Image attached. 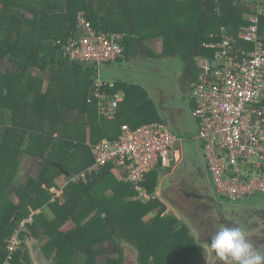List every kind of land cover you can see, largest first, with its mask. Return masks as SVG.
Wrapping results in <instances>:
<instances>
[{"label":"trees","instance_id":"1","mask_svg":"<svg viewBox=\"0 0 264 264\" xmlns=\"http://www.w3.org/2000/svg\"><path fill=\"white\" fill-rule=\"evenodd\" d=\"M190 2L195 15L189 17L185 29L188 34L185 32V35L191 36L192 40L185 48L169 52L164 46L172 25L170 19L167 22L163 18L180 15L185 10L180 8L184 3L182 0H0V64L3 60L13 63L9 71L0 68V264L6 259L9 236L23 221L26 231L19 233L20 247L8 264H32L24 243L27 230L35 237L40 236L39 232L49 237L42 249L45 253L47 251L46 254L48 250H56V264H75V256L72 260L60 255V246L64 244L66 247L80 230L86 233V236L83 234V244L88 247L106 242L112 245L109 250L116 252V258L103 254L107 264L123 263L122 242L136 248L138 264H200L204 261V250L193 241L187 227L177 225L178 220L173 214H163L165 205L157 197L150 202H142L136 198L138 192L133 184L112 179L109 173L111 164L86 176L85 180L69 179L68 175L75 172L74 176H77L92 164V155L88 153L84 140L80 143L64 134L69 127L80 128L81 124H88L89 141L93 143L105 137L115 138L123 123L121 121H128L129 126L135 127L160 120L154 111L155 120H130L129 115L137 116L140 107L149 110L152 106L155 110L146 92L138 99L137 94L134 103L128 104L129 99H134L136 87L142 89L137 83L118 80L108 86L107 82L105 91L109 95L120 89L124 91L112 120L99 114L95 99L87 103L86 97L100 67L70 60L63 55V44L76 31L79 12L84 13L96 30L124 33L122 45L128 37L139 45L145 38L164 37L160 52L144 47L146 54L155 60L166 56L179 58L183 63L182 82L191 86L198 75L195 56L211 52L202 44L217 39L221 26L228 34L236 35L238 28L246 24V4L234 3L233 0ZM110 13H115L116 27L110 25L112 20L107 17ZM188 15L189 12L185 14L186 21ZM179 20L178 16L176 22ZM259 31L264 35V17ZM57 40L60 43H56ZM123 53H126L124 48ZM44 72H49L45 90L42 89L41 76ZM68 110L85 113L86 122L68 120ZM124 110L128 115L123 113ZM23 154L40 158L45 165L36 179H29L13 190V179ZM62 159L70 165L63 166ZM154 171L140 182L148 193H154ZM93 180L100 187L113 185L116 192L112 190L107 200L99 199ZM53 186L64 191V201L53 197L54 193L50 192ZM13 191L18 196L17 203L11 200ZM43 207L53 212L51 221L46 219V212L41 210ZM148 213L153 214L152 218L143 221V216ZM68 219L72 220L75 228L63 235L59 228ZM159 246L163 250L158 253L155 248ZM182 248L183 254L177 256ZM101 251H92L88 256L84 254L88 261L94 259L93 253ZM164 251H168L170 256L164 257Z\"/></svg>","mask_w":264,"mask_h":264},{"label":"built area","instance_id":"2","mask_svg":"<svg viewBox=\"0 0 264 264\" xmlns=\"http://www.w3.org/2000/svg\"><path fill=\"white\" fill-rule=\"evenodd\" d=\"M233 2L246 4V24L236 35L221 26L217 39L202 44L211 52L195 56L198 75L191 83L194 138L213 191L227 201L264 195V35L259 31L264 0ZM77 20L76 31L63 44L64 57L100 67L123 56L124 33L96 30L82 11ZM106 84L97 75L88 101L95 99L99 114L114 119L123 94L109 95ZM176 141L164 121L135 127L122 124L115 138L90 144L92 164L71 179L85 180L104 165L113 164L121 178L135 186L136 198L150 202L157 195L148 193L140 182L153 170L177 164L180 156H176ZM22 231H26L24 221L7 240L3 264H8L20 247Z\"/></svg>","mask_w":264,"mask_h":264},{"label":"rangeland","instance_id":"3","mask_svg":"<svg viewBox=\"0 0 264 264\" xmlns=\"http://www.w3.org/2000/svg\"><path fill=\"white\" fill-rule=\"evenodd\" d=\"M182 1L184 3L180 8L185 10L180 12V15L178 13L174 17L170 18L167 16L163 18L166 19L167 22L170 19L172 28H174V31H172L171 28V33L168 36L166 45L164 46L162 42L159 47L152 46V48H158L160 49L159 51H161L162 46H164L166 47V50L170 52L185 48L191 42L192 37H187L185 35V29L189 24V17H193L195 15V12H193L195 9L191 8L190 0ZM188 12L189 15L186 21L185 14ZM25 15L27 17L29 16L28 13H25ZM178 16L180 20L176 22ZM107 17L109 20H112V22L110 21V25L116 27L118 22L115 19V13H110ZM163 39L164 37L160 36V40L163 41ZM145 40L147 39L145 38L143 41ZM134 42H132L133 46H135ZM129 45H131V43ZM132 49L134 53L130 54L132 55L131 58L123 59L120 64L100 67L99 75L100 78L106 82L114 80L127 81V79H129L133 81V83L135 82L140 84L142 89L136 87L134 99H129L128 104L134 103L137 94L138 99L143 93H147L148 100L151 101L155 110L152 109V106H149V110L145 107H140L137 116L133 117L132 114L129 115L130 120H155L154 118L156 115L154 112H156L165 122L170 123V129L177 137H182V140L175 143L174 146L175 148L180 147L181 149L182 157L180 162L173 169L172 167H167L162 170L171 171V174L167 176L163 182L165 186H168L165 189L166 192H176V198H174L173 194L170 195V198L173 203H175V205L183 211V217L181 216V220L183 222H188L195 228H198L194 230V233L200 232L201 234L203 233L205 237L210 238V236L213 235L220 227L224 226L222 221L219 220L221 216L229 218L231 217L233 211L238 216L244 217L241 215L244 211L235 207L237 206L236 204L244 206L249 200H255L257 203L254 206L255 209L264 208V195L256 194L249 198L229 201L228 203L222 198H219L214 191L210 190L208 178L199 155V144L197 140L194 139V135L196 133V123L188 104L189 98L191 99V86L189 85V87L187 85L184 89V93H181L179 88V76L183 71L182 61L174 56H166L155 60L151 59L150 56L146 54L144 47H134ZM133 57L134 59H132ZM140 57H147L149 60L145 61V63L141 66ZM8 66H13V63L11 62ZM59 83L60 82H56V84ZM45 84H47V82H45ZM119 84H121V82H119ZM153 87L158 88L157 92L154 91ZM60 88L62 87H59V89ZM45 89L46 88H44V90ZM117 93L124 94V91L120 89ZM88 99H90L89 95L86 97V101L87 103H90L88 102ZM154 100L156 103L158 102V106L154 103ZM123 113L128 115L126 110H124ZM80 126V128L69 127L64 134L68 137L76 138V141L82 143V140L89 139L90 132L87 129L89 128L88 124H81ZM62 164L65 167L70 165L68 161L64 162L63 159ZM157 174L158 177L162 176V172H158ZM104 186L100 187V189L96 191L97 197L101 200H107V197H111V189ZM12 198L14 202L19 201L17 194H13ZM145 216L148 217V220L149 218H152L151 213ZM146 218L144 217L142 220L147 221ZM177 224L181 226L179 222H177ZM80 231L81 232L78 233V236L66 247L64 244L60 246V255L67 257V259L71 258L74 260V254L76 253L80 254L83 252L88 256L92 251H95L92 247H88V245L83 244V241H85L84 235L86 236V233L82 230ZM102 242H104V240ZM121 247L123 248L124 254L122 264H138V253L136 248L126 242H122ZM157 249L159 253L162 252L163 247L159 246V248H155V250ZM183 252V248L179 249L177 256H181ZM163 255L164 257H169L170 253L168 251H164ZM206 258L208 259V255Z\"/></svg>","mask_w":264,"mask_h":264},{"label":"crops","instance_id":"4","mask_svg":"<svg viewBox=\"0 0 264 264\" xmlns=\"http://www.w3.org/2000/svg\"><path fill=\"white\" fill-rule=\"evenodd\" d=\"M132 42H134L133 38L132 37H128V40H126L124 45H123L124 52H126V53H124L125 54L124 57L121 58L120 60H117V61L109 64V65L120 64L123 59L131 58L132 55H130V54H133L134 51H132V52H130V51L133 50L132 48H134V47H141V48L142 47H145V48L147 47V48H150L151 50H153L155 52H160L159 51L160 49L152 48V46L159 47V45L163 41L160 40V37H157V38L147 39V40L143 41L141 45H139V43H136V41H135L134 42L135 46H133ZM130 43H131V45H129ZM134 57H136V56H134ZM10 63H11L10 61H4L3 60L1 62V64H0V68L3 71H9V70H11L13 68V66H11V67L8 66ZM41 76L43 78V87L46 88L45 86H47V84H48L49 72H44L43 74H41ZM115 81H118V80H114V81H110V82L114 83ZM119 81H124V80H119ZM45 82H47V84H45ZM110 82H108V83H110ZM125 82L133 83V81H131L129 79H127V81H125ZM43 87H42V89L44 90ZM154 103L158 106V102L156 103L155 100H154ZM159 117H160L159 121H164L161 118V116H159ZM66 118L68 120H72V121H74L75 119H78V120H81L82 122H86L87 115L85 113H82V112L77 111V110H74V111L73 110H70V111L68 110L67 113H66ZM109 120H112V119H109ZM121 123L122 124H129L128 121H121ZM167 124L170 126V123H167ZM119 132H120V128H118L116 134L118 135ZM175 137L177 139L176 143L182 140V137H177L176 135H175ZM84 144H87V147L90 148V144H92V142H90L89 139H84ZM176 148H177L176 156H178V153H179L180 160H181V157H182L181 149H180V147H176ZM89 152H90V149L88 150V153ZM180 160L177 162V164L180 162ZM177 164H175L173 166V168ZM44 165H45V163L43 162L42 159L37 158V157H33V156H29L27 154H23L21 156L17 171H16L14 179H13L12 189L14 190L19 185L25 184L27 182V180H29V179H32V178L36 179L38 177L39 173L43 170ZM163 169H161V170L158 169V170L154 171L155 175H156V180H155V185H154V194H156L157 198L159 199V201L162 202L165 205V211H166V209L169 210L166 214H173L176 217V219L178 220V222L181 224V226L184 225V226L187 227V229L189 231V235L192 237L193 241H195L198 245H201L203 250L209 253L208 241L210 240V238L205 237L203 235V233H202L201 237H199L197 233H194L195 229H194L193 226H191L188 222H183L181 220V216L183 217V211H181L175 205V203H173L172 199L170 198V195H172V194H173L174 198H176V196H177L176 192L168 193V192L165 191V189L168 186L164 185L163 180L167 176H169L171 174V171H162ZM158 172H162V176L161 177H158V174H157ZM74 173L68 175V178L71 179V176H74ZM109 173L113 177L112 179H115L118 182H121L123 180L121 178V172L113 164H111V166L109 165ZM65 176H67V174ZM92 179H93V177L90 178V180H92ZM93 181H95V180H93ZM97 183L98 182L95 181V190L96 191L98 189H100V184H97ZM109 183H111V182L109 181ZM106 186L111 188V191L113 190V192H116V188H114L113 185L110 184V185H106ZM50 192L54 193L53 197L56 196L61 201H64L66 199V196L64 195V191H62L61 188L59 189L56 186H53V187L50 188ZM13 194H16V193H14V191L11 193V200L14 202V200L12 198ZM125 199H128V197L125 196ZM71 201L74 202L73 199ZM15 203H17V202H15ZM76 204L80 205L81 202H77ZM41 210L46 212V219L47 220L51 221L54 218L53 212L51 210H47V207H43ZM262 210H263V212H261V215L264 216V208ZM242 211H244V210L242 209ZM151 215L153 216L152 213H151ZM144 217L146 218L147 216H143V218ZM86 218H89V216L86 217ZM86 218H85V220H86ZM146 219L148 220V217ZM74 228H75V224L72 223V220L70 219V220H67V221L65 220V222L60 226L59 230L63 233V235H65L66 232L71 231ZM27 233H28V235L25 237L24 243H25V245L27 247V253L29 254V256L31 258L32 264H56L55 263V259H54V258L57 257L56 254H55L56 250L55 249L48 250L49 252H48V254H46L47 251L45 253L43 251V249H42V245L44 244V242H46V240L48 241L49 237L47 235H44V233L42 234L41 232H39L40 233L39 237H35L36 235L31 234L30 231H28V230H27ZM63 235H61V237ZM199 240L203 241L202 244H200ZM111 247H112V245L110 243H107V242L104 243V244L98 243L97 245L92 246V248L94 250H98V251L100 249H102L103 251H101L100 253L98 252L99 254L98 253H93V255H94L93 258L94 259H90L88 261H87L86 255L83 252H81L80 254H76L75 255V264H87V262H89V264H107V261H106L107 258L102 256L103 254H110V255H113L112 257L116 258V255H115L116 252L113 253V251L109 250V249H111Z\"/></svg>","mask_w":264,"mask_h":264},{"label":"flooded vegetation","instance_id":"5","mask_svg":"<svg viewBox=\"0 0 264 264\" xmlns=\"http://www.w3.org/2000/svg\"><path fill=\"white\" fill-rule=\"evenodd\" d=\"M124 55L125 54L123 53V56L121 58H123ZM140 58H141V60H140L141 66L145 63V61L149 60V58H147V57H140ZM132 59H134V57ZM156 60H158V59H156ZM181 78H182V75L179 76V83H180L179 88H180V92L184 93L185 87L187 85L189 86V84L182 82ZM153 88H154V91L157 92L158 88H155V87H153ZM188 104L190 107V111H192V99L189 98ZM199 155H200V158L202 161V165L204 166L206 176L208 178V184H209L210 190L213 191V188L210 184L209 177H208V174H207V171H206V168L204 165V161H203V158H202V155L200 152V145H199ZM224 201L229 203V201H227V200H224ZM256 204L257 203L255 200H249L248 203L244 206L243 205L239 206L238 204H236L237 206H235V207H238L239 209H241V211H242V209L244 210V212L241 214L244 217L238 216L237 214H235L232 211L231 217L228 218L226 216H221L219 218V220L222 221V224L226 225V226L230 225V224L242 226L243 229L248 233L249 239H250L252 245L254 246V248H256L260 252H264V216L261 215V212H263V210H262L263 208L255 209L254 206ZM197 226H199V225H197ZM194 229H198V228L194 227ZM197 234L199 237H201V235H202L200 232H197ZM199 242H200V244H202L203 241L199 240ZM207 255H208V259L206 258ZM203 260L204 261L200 264H235V262L233 260H231L230 258L217 259L214 251L211 250L210 246H209V253L204 251V259Z\"/></svg>","mask_w":264,"mask_h":264},{"label":"clouds","instance_id":"6","mask_svg":"<svg viewBox=\"0 0 264 264\" xmlns=\"http://www.w3.org/2000/svg\"><path fill=\"white\" fill-rule=\"evenodd\" d=\"M208 244L217 259L230 258L235 264H264V252L252 245L240 225H224L210 236Z\"/></svg>","mask_w":264,"mask_h":264},{"label":"water","instance_id":"7","mask_svg":"<svg viewBox=\"0 0 264 264\" xmlns=\"http://www.w3.org/2000/svg\"><path fill=\"white\" fill-rule=\"evenodd\" d=\"M102 66H108V65H102ZM102 66H100V67H102ZM182 69H183V67H182ZM168 125V124H167ZM169 126V125H168ZM169 128H170V126H169ZM172 168H173V166H171ZM169 210H167L166 209V211L163 213V214H166L167 212H168Z\"/></svg>","mask_w":264,"mask_h":264}]
</instances>
